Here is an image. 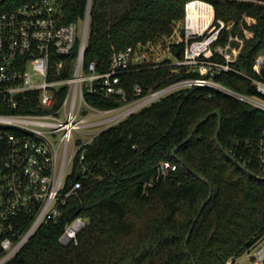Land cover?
Masks as SVG:
<instances>
[{"label":"trees","instance_id":"16d2710c","mask_svg":"<svg viewBox=\"0 0 264 264\" xmlns=\"http://www.w3.org/2000/svg\"><path fill=\"white\" fill-rule=\"evenodd\" d=\"M26 1L30 0H0V13ZM188 1L56 0L64 22L83 19L89 5L84 61L94 60L100 72L108 69L113 51L171 36L185 17ZM207 1L214 6L215 18L235 21L234 31L244 13L256 17L251 24L244 22L254 34L245 39L231 63L238 71H223L215 79L264 99L243 74L258 76L253 65L264 52V3ZM222 34L225 40L229 30ZM78 46L77 42L72 55H77ZM184 46V41L171 45L178 57ZM214 58L225 60L219 54ZM170 61L145 62L123 73L121 84L129 98L134 97L136 83L146 94L194 75L185 68L177 70ZM86 97L99 108L123 102L92 92ZM217 108L222 114L220 128ZM263 131L264 108L230 93L196 84L168 91L89 141L62 189L80 180L78 194L68 196L60 206L61 214L43 222L4 264H226L235 260L264 235V171L255 150ZM165 160L175 168L162 174ZM76 215L88 219L79 242L63 244L59 236Z\"/></svg>","mask_w":264,"mask_h":264},{"label":"built area","instance_id":"2783aa9c","mask_svg":"<svg viewBox=\"0 0 264 264\" xmlns=\"http://www.w3.org/2000/svg\"><path fill=\"white\" fill-rule=\"evenodd\" d=\"M193 1L212 6L209 24H204L202 13L189 14ZM89 17L88 5L83 19L64 22L56 0H30L0 13V264L14 256L43 222L61 214V204L81 187V181L76 180L62 190L78 154L82 159L95 135L131 112L174 88L194 84L218 88L264 108L263 98L215 79L223 71H238L231 63L238 58L245 39L254 34L246 23L255 22L256 17L244 13L234 31L235 21L215 18L211 2L188 1L185 17L174 30L182 22L183 31L174 42H185L183 55L173 53L172 41L168 51L175 56L169 63L194 75L146 94L136 83L132 98L121 84V75L141 68L145 63L141 46L146 45L113 51L108 69L100 72L94 60L84 61ZM224 30L229 34L221 40ZM216 54L225 60L214 58ZM253 68L258 76L243 74L252 80L256 92L264 94V52L257 55ZM89 92L123 102L99 108L89 103ZM77 132L88 136L83 139ZM255 150L264 171V131ZM170 167L175 165L162 161L161 173L166 174ZM87 221L82 215L70 218L60 242L77 244ZM247 251L248 264H264V235ZM226 264H235V260Z\"/></svg>","mask_w":264,"mask_h":264},{"label":"rangeland","instance_id":"374dc122","mask_svg":"<svg viewBox=\"0 0 264 264\" xmlns=\"http://www.w3.org/2000/svg\"><path fill=\"white\" fill-rule=\"evenodd\" d=\"M183 31V24L182 22L178 25L177 30L173 32V34L169 37H163L160 39H157L154 43L151 45L141 46L143 49H145V56L142 58L145 62H152V61H161L165 60L166 58H169L171 60L175 59V56L168 51V48L170 46V42H174L175 38L179 37V34ZM172 45V43H171ZM83 139H85L88 135L83 134L80 132H77ZM90 135V134H89ZM249 253L246 251L241 256L238 257V263L237 264H248L249 260Z\"/></svg>","mask_w":264,"mask_h":264},{"label":"bare ground","instance_id":"6f19581e","mask_svg":"<svg viewBox=\"0 0 264 264\" xmlns=\"http://www.w3.org/2000/svg\"><path fill=\"white\" fill-rule=\"evenodd\" d=\"M188 12L191 16L202 13L205 25L209 24L212 18V6L201 1L191 2L188 7Z\"/></svg>","mask_w":264,"mask_h":264},{"label":"water","instance_id":"95a60500","mask_svg":"<svg viewBox=\"0 0 264 264\" xmlns=\"http://www.w3.org/2000/svg\"><path fill=\"white\" fill-rule=\"evenodd\" d=\"M215 113H217L218 115H219V128H220V125H221V120H222V114H221V111H220V109H215V111H214ZM207 119V116H205V117H203L199 122H198V124H200V123H202L203 121H205ZM196 130V127L194 128V131ZM191 136V134L187 137V139L189 138ZM175 149H176V147L173 149V152L175 151ZM229 154L231 155V152H229ZM241 164V166L242 167H244V168H246V166H245V164H243V163H240ZM198 176H200V174H197ZM205 204V203H204ZM203 204V205H204ZM189 235L190 234H188V236H187V239H189ZM193 260H194V258H193ZM194 263H195V261H194Z\"/></svg>","mask_w":264,"mask_h":264},{"label":"crops","instance_id":"0c3cea01","mask_svg":"<svg viewBox=\"0 0 264 264\" xmlns=\"http://www.w3.org/2000/svg\"><path fill=\"white\" fill-rule=\"evenodd\" d=\"M248 260H249V259H248ZM237 261H238V257L235 259V264H237V263H238Z\"/></svg>","mask_w":264,"mask_h":264}]
</instances>
